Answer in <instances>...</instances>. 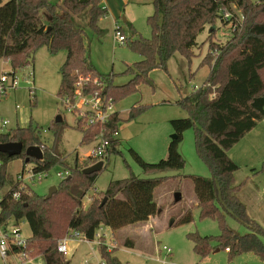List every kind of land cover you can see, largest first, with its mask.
I'll return each mask as SVG.
<instances>
[{
	"label": "trees",
	"instance_id": "trees-1",
	"mask_svg": "<svg viewBox=\"0 0 264 264\" xmlns=\"http://www.w3.org/2000/svg\"><path fill=\"white\" fill-rule=\"evenodd\" d=\"M100 2L0 0V58L7 59L13 70L32 61L38 47L45 46L50 54L64 50L65 59L58 71V97L69 95L77 75L81 74L98 78L103 85L101 93L116 103L141 83H151L149 74L153 70L166 71L167 62L175 53L191 58L197 36L205 25H213L221 16L220 12L225 13L231 3L241 9L242 21L231 19L235 25L231 37L224 44L211 46L201 60V66L209 67L203 84L185 95L178 89L175 103L186 110L187 116L170 120L174 138L169 141L166 157L149 163L133 149L130 153L147 175L180 170L185 160L178 151V144L183 132L193 128L195 150L211 173V177L189 175L199 216L215 220L220 228L216 237L188 233L194 253L203 258L218 247L228 248V258L252 252L264 260V230L248 214L240 199L245 180H236L235 172L239 165L227 154L264 118V0H151L153 12L146 19L151 36L143 37L128 23L131 37H126L125 44L142 58L121 73L131 75V79L120 85L114 84V74L99 75L88 59L86 27L99 36L105 33L98 27L100 17L106 13ZM144 108L142 105L133 106L125 120L135 118ZM59 117L61 120L55 117L51 125L54 141L50 147L38 140L30 126L0 133V143L21 142L23 151L27 146L43 145V158L28 161L33 170L55 167L70 170V178L62 179L47 199L46 195L37 194L29 185H21L7 170V164L13 159L22 158L25 162L24 153L10 157L0 152V189L8 186L0 197V224L19 226L25 220L30 228L25 246L27 256H41L45 264L70 263L57 251V242L71 230L79 231L92 240L101 226L116 230L160 213L161 208L154 200V189L166 179L165 176L141 178L131 174L127 178L111 180L106 190L100 192L101 198L92 197L85 207L83 196L93 188L100 171L82 172L84 167L95 163L90 158L86 160L87 164L80 166L76 157L73 166H67L58 149L67 124ZM120 120L118 112L110 115L107 123L109 137L118 129ZM83 124L81 119L75 124L76 129L82 132L81 144L92 140L96 134L93 128L83 127ZM117 146L118 140L112 138L108 155L118 152ZM14 193H18L17 198ZM227 216L244 225L248 232L240 235L230 229ZM191 219V209H188L177 221L171 219L169 226L187 223ZM212 242L216 245L213 246ZM124 243L133 246L128 240ZM99 248L101 259L106 264H121L113 251H107L104 245Z\"/></svg>",
	"mask_w": 264,
	"mask_h": 264
},
{
	"label": "rangeland",
	"instance_id": "rangeland-1",
	"mask_svg": "<svg viewBox=\"0 0 264 264\" xmlns=\"http://www.w3.org/2000/svg\"><path fill=\"white\" fill-rule=\"evenodd\" d=\"M108 1L115 13L111 16L106 12L100 17L98 27L105 33L99 36L91 28L85 29L88 37V59L99 75L114 74V84L120 85L131 79V75L121 73L128 65L141 60L142 57L126 44L114 42V25L120 26L122 29L119 32L130 38L128 23H131L143 37L149 38L151 31L146 19L153 12V6L151 0ZM250 1L258 2L259 0ZM225 13L228 16L225 17ZM225 13L220 12L221 16L214 21L213 25H205L204 30L196 38L197 45L193 46L191 58L175 53L168 60L166 71L153 70L149 74L151 83H141L135 91L121 97L115 103L114 109L122 116L118 124V152L111 153L108 159H104L103 168L93 188L83 196L82 204L86 207L92 197L101 198L100 192L106 190L111 180L127 178L131 174L141 178L166 177L154 189V200L161 208L160 213L151 216L148 220L128 224L116 230L106 226L98 230L99 233L107 234L104 241H108L114 233L116 247L111 251L121 264H264V260L252 252L242 253L232 258H228L226 250L218 249V247L203 258L194 253L193 243L187 237L188 233L198 232L202 236L216 237L220 233V228L215 220L199 216V208L189 175L211 177V173L195 150L193 128L183 132L182 140L178 144V151L185 160L180 170H167L147 175L130 153V149H133L149 163L166 157L167 146L173 134L170 120L187 116L186 110L175 103L179 95L178 89L182 95H185L203 84L209 67L201 66V60L208 54L211 46L224 44L231 37L235 27L231 19L238 22L243 19L241 9L235 4L231 3ZM214 54L215 52L212 55ZM65 55L64 50L50 54L45 46H41L35 50L32 61L13 69L18 77V85L16 88L8 89L0 97V115L9 120L8 127L1 133L16 127L30 126L35 130L38 140L50 147L54 141L52 122L55 117L61 116L67 126L65 125L62 132L58 149L68 167L73 166L76 157L79 165L82 166L87 164L82 159H88L92 140L80 143L82 133L75 127V116L64 111L59 103L60 75L58 71ZM10 71L9 61L0 58V75L2 72ZM29 72L32 73L31 76H27ZM135 105H142L145 108L135 118L125 120L128 111ZM257 123V127L262 129L261 133L258 130V134L247 136H253L254 139L246 137L242 142L238 141L239 143L234 144L236 146L233 145L234 152L239 153L240 158L234 152H229L230 156H228L236 159L235 162L239 165L238 173L244 179L247 178L245 184L256 185L258 189H262L264 196V118ZM42 144L37 145L43 151ZM255 148H260L257 152L263 157H258L254 164L256 167L252 169L246 165V160L250 159ZM31 166V163H25L22 158H16L7 164V170L15 179L19 173L25 174L30 170ZM58 170H60L59 167L51 168L47 177L26 185H29L37 194L46 195L51 186L58 185L62 180L56 176ZM7 189V185L0 189V197ZM176 193L180 194L178 201L175 200ZM262 202L264 204V198ZM188 209H191V221L169 226L171 219L177 221ZM258 211L260 214L264 213V205L258 208ZM257 220L264 230V219ZM226 222L237 234L242 235L248 232L244 225L230 216H227ZM18 228L22 237L30 236V228L25 220L19 223ZM94 240L97 241L96 236ZM126 240L132 242L133 246H126L124 243ZM212 245L215 246L216 242H212ZM164 246L169 248L170 252L164 249ZM63 256L69 259V264H97L101 260L100 248L95 243L74 239L68 241V252ZM35 257L33 260L35 264H44L41 256ZM0 264H3L1 259Z\"/></svg>",
	"mask_w": 264,
	"mask_h": 264
},
{
	"label": "built area",
	"instance_id": "built-area-1",
	"mask_svg": "<svg viewBox=\"0 0 264 264\" xmlns=\"http://www.w3.org/2000/svg\"><path fill=\"white\" fill-rule=\"evenodd\" d=\"M225 17L228 14L225 13ZM225 19V18H224ZM120 26L114 25V42L118 44H125L126 36L119 32ZM31 72L27 76H31ZM18 85V77L15 75V70L8 73L2 72L0 75V97L6 93L8 89L16 88ZM95 86V87H94ZM102 82L98 78H92L90 76L78 74L72 88V92L69 95L59 96V103L63 107L64 111L69 112L75 116V123L78 119L83 120V127H91L96 131L95 136L92 139V146L87 157L97 161L106 159L108 151L111 148L112 138L117 139L119 132L118 129L112 131L110 137L108 134L107 123L110 115L115 112V103L104 94L102 91ZM9 125V120L4 119L0 115V133L6 130ZM94 164V163H93ZM49 170L35 171L32 166L30 170L19 173L16 175L15 180L19 181L21 185L32 183V181L40 180L47 177ZM56 176L65 179L70 176L69 169H61L56 172ZM15 198L18 197V193H14ZM102 227V226H101ZM98 228L95 236L92 240L87 239L82 233L76 230L69 231L63 238L57 242V251L62 255H66L68 252V241L83 240L86 242L95 243L98 247L100 245L106 246L107 251H111L116 247V241L113 237L108 238V241H104L107 234L99 233ZM94 236V237H95ZM102 238V239H101ZM27 238L22 237L21 231L18 226L8 223L0 224V259L3 264H21L22 262L29 260L25 251ZM170 252L169 248L163 247ZM228 250V248H226ZM97 264H106L104 260H100Z\"/></svg>",
	"mask_w": 264,
	"mask_h": 264
},
{
	"label": "crops",
	"instance_id": "crops-1",
	"mask_svg": "<svg viewBox=\"0 0 264 264\" xmlns=\"http://www.w3.org/2000/svg\"><path fill=\"white\" fill-rule=\"evenodd\" d=\"M119 1V0H118ZM101 6L103 8H105L106 12L109 13L111 16H113V14L115 13L114 12V9L113 7L111 6L110 2L108 0H101ZM126 21V20H125ZM127 22V21H126ZM121 28V27H120ZM122 29V28H121ZM125 35V34H124ZM87 40H88V37H87ZM113 40H114V36H113ZM65 59V58H64ZM63 62V61H62ZM61 62V63H62ZM116 111V109H115ZM118 112V115L119 117L121 116L120 115V112L119 111H116ZM122 117V116H121ZM126 118V117H125ZM263 120V119H262ZM261 120V121H262ZM258 125V123H257ZM257 125L252 128L247 134H245L244 137L241 138V140H239V142L243 141L247 136L251 135V134H258V130H259V133H261L262 129L257 127ZM82 133V132H81ZM247 138H251V139H254L253 136L252 137H247ZM256 140V139H255ZM237 142V143H239ZM236 143V144H237ZM236 146V145H234ZM234 146H232L228 151H227V154L229 155V152H234ZM260 150V148H255L253 150V153H251L250 155V159L249 160H246V165L252 169H254L256 166H254V164L256 163V161L258 160V157H263L262 154H259L257 151ZM239 158H240V154L239 153H236L234 152ZM230 156V155H229ZM232 160L233 161H236V159L234 157H232ZM254 158V159H253ZM82 160H87V159H82ZM262 161V160H261ZM263 162V161H262ZM91 165V164H90ZM239 170V169H238ZM238 170L235 172V178L237 181H242V180H246L244 179L243 177H241V175L238 173ZM246 182V181H245ZM255 187V188H254ZM248 188V189H247ZM262 198H264V196L262 195V189H258V187H256V185H247L245 184L244 185V188L241 190L240 192V199L243 201V203L246 205V209H247V212L248 214L256 221H259L257 219L259 218H262L264 219V213H259L258 211V208H262V206L264 205L263 202H262ZM87 206V205H86ZM114 235V233H113ZM112 235V237L114 238V236ZM115 239V238H114ZM116 241V240H115ZM218 250V249H217ZM36 257L33 256V257H30L29 260H26L24 262H22L21 264H35L34 263V259ZM43 263H44V260H43ZM41 264V263H39ZM45 264V263H44Z\"/></svg>",
	"mask_w": 264,
	"mask_h": 264
},
{
	"label": "water",
	"instance_id": "water-1",
	"mask_svg": "<svg viewBox=\"0 0 264 264\" xmlns=\"http://www.w3.org/2000/svg\"><path fill=\"white\" fill-rule=\"evenodd\" d=\"M57 120H61L59 116L56 117ZM171 138H174V134H172ZM0 152L4 153L10 157L18 156L22 153L25 155V162L27 163L31 158L36 160H41L43 158V151L38 145H31L25 147L23 151V144L21 142H5L0 143ZM104 162L102 160L97 161L94 164L88 165L82 169L84 174H91L96 173L102 170ZM70 176L66 177L65 179L68 180ZM56 191V186H51L48 193L46 194V198H50L51 195ZM180 199V194L176 193L175 200L178 201ZM104 201H102L103 203ZM101 203V204H102Z\"/></svg>",
	"mask_w": 264,
	"mask_h": 264
}]
</instances>
